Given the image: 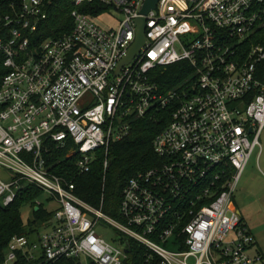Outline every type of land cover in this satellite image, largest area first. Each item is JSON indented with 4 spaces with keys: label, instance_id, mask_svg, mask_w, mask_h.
<instances>
[{
    "label": "built area",
    "instance_id": "obj_1",
    "mask_svg": "<svg viewBox=\"0 0 264 264\" xmlns=\"http://www.w3.org/2000/svg\"><path fill=\"white\" fill-rule=\"evenodd\" d=\"M58 1L0 10V204L32 185L60 205L57 224L14 237L3 264H127L130 239L153 255L148 264L155 256L160 264H264L235 206L264 132V46L255 42L264 0H160L146 16V0H72V31L47 37ZM97 3L122 15L117 29L86 13ZM140 19L146 44L121 66ZM174 74L181 80L168 83ZM162 111L170 118L154 140L161 163L125 187V223L52 172L53 152L66 151L89 173L134 120ZM100 228L120 235L108 240Z\"/></svg>",
    "mask_w": 264,
    "mask_h": 264
},
{
    "label": "trees",
    "instance_id": "obj_2",
    "mask_svg": "<svg viewBox=\"0 0 264 264\" xmlns=\"http://www.w3.org/2000/svg\"><path fill=\"white\" fill-rule=\"evenodd\" d=\"M21 0H0V10H6L11 4H18ZM98 5V6H97ZM97 7L86 9V13L99 17L108 13L110 9L96 4ZM74 10L72 0H59L49 11V20L46 23L47 37L59 38L73 29L71 13ZM255 42L264 46V27L256 34ZM182 65L170 69L171 74ZM176 76V78H175ZM181 80L180 75L169 77L168 83ZM170 118L169 111H162L146 119H136L133 122L129 136L122 142L114 143L108 154L100 151L92 164L91 171L81 174L76 167V160L66 159V151L53 152L49 166L52 172L65 178L76 187L75 194L84 202L102 211L117 222L125 223L121 214L123 192L127 184L139 173L157 167L161 160L154 151V140L167 127ZM108 162V167L105 163ZM55 163H59L58 165ZM55 164V165H53ZM43 190L36 186H28L10 206L0 204V264H3L11 240L16 236H32L34 228L41 226L52 217L44 209L41 202ZM38 202H41L38 205ZM31 206L35 219L25 225L22 209ZM40 209L36 211V208ZM264 259V253L259 250ZM150 251L129 240V254L127 264H148ZM150 264H160L158 257H153Z\"/></svg>",
    "mask_w": 264,
    "mask_h": 264
},
{
    "label": "rangeland",
    "instance_id": "obj_3",
    "mask_svg": "<svg viewBox=\"0 0 264 264\" xmlns=\"http://www.w3.org/2000/svg\"><path fill=\"white\" fill-rule=\"evenodd\" d=\"M122 18H123L122 15L118 11L112 10L111 12L105 13L101 17H99L96 20V23L104 30L117 29L120 25V21L122 20ZM251 140H253V138H251ZM260 144H261V147H259L254 152V154L251 158V161H250V163L246 169V173L252 172L254 174H257L256 175V181H258V183H261L260 178L258 177V173L260 172L259 169L261 168L262 171L264 172V132L260 138ZM260 151H261V156H260V159H258ZM261 160H262V162H261ZM258 162H259V164H258ZM243 182H242V184H243ZM241 191H242V189L240 187L238 190V195H237V198L240 200L242 198ZM262 191L264 194V184H261L259 186L258 193H261ZM252 195L253 194H249L248 204L251 203L252 209L256 211L258 208H260V205H262V202L255 199V197L251 198ZM41 202L44 203V209L50 213H53V215H55L54 212H56L60 207V205L55 200H52V198L48 194H44L42 196ZM257 203H260V205H258ZM263 205H264V203H263ZM263 214H264V211H263ZM22 217H23L25 225H27V227H28V224L35 219L34 212H33V209L31 208V206L28 205L22 209ZM52 217L49 218L48 221L44 222V223H47L46 225H44V223H43L41 226L34 228V230H38L39 231L38 233H40V234H44V233L49 232V230L52 229L57 224V222L55 220H53ZM254 222H256L257 225L260 226V231L262 233V240L259 239L260 247L259 246L256 247L254 252H252V255H254V253H257L259 251V248H261L263 253H264V225L261 227V223H264V218L262 216H256L254 218ZM99 233L100 234L104 233L106 239H108V240L117 239L120 235L118 233V231L116 229H113V228H110L108 230H103L100 228ZM171 249L175 250V248H171Z\"/></svg>",
    "mask_w": 264,
    "mask_h": 264
},
{
    "label": "crops",
    "instance_id": "obj_4",
    "mask_svg": "<svg viewBox=\"0 0 264 264\" xmlns=\"http://www.w3.org/2000/svg\"><path fill=\"white\" fill-rule=\"evenodd\" d=\"M259 162H258V164H259ZM261 162H262V160H261ZM259 171H260L259 172L260 174L258 173V177L260 178L261 183H258V181H256V175L257 174H254L252 172L246 173V171H245V173H244V175L240 181L239 187H238V190L240 187L242 189L241 200L237 198L238 190H237V193L235 195V206L237 208V211L239 212L243 223L248 227L249 231L254 236L255 241H256V247H258V246L260 247L259 239L262 240V233L260 231V226L257 225L256 222H254V218L256 216H262L264 218V214H263V211H264V205H263L264 197L263 196H264V194H263V191L261 193H258L259 186L261 184H264V172L262 171L261 168L259 169ZM242 182H243V184H242ZM249 194H253L251 196V198L255 197V199L262 202V205H260V203H257L258 205H260V208H258L256 211L252 209L251 203L248 204ZM263 225H264V223H261V227ZM259 250L262 251L261 248H259Z\"/></svg>",
    "mask_w": 264,
    "mask_h": 264
},
{
    "label": "water",
    "instance_id": "obj_5",
    "mask_svg": "<svg viewBox=\"0 0 264 264\" xmlns=\"http://www.w3.org/2000/svg\"><path fill=\"white\" fill-rule=\"evenodd\" d=\"M160 0H146L142 14L143 15H148L151 11L155 10L158 3ZM146 21L145 19H140L138 20V32H137V41L136 43L132 46L128 57L123 61L121 66L127 65L131 63V61L134 59V57L140 53L141 49L145 46L146 44ZM39 208H36V211H38ZM128 252V250H125Z\"/></svg>",
    "mask_w": 264,
    "mask_h": 264
}]
</instances>
